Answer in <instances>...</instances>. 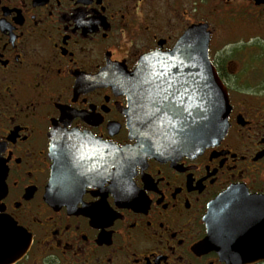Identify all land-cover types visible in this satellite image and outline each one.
<instances>
[{"label": "flooded vegetation", "instance_id": "flooded-vegetation-1", "mask_svg": "<svg viewBox=\"0 0 264 264\" xmlns=\"http://www.w3.org/2000/svg\"><path fill=\"white\" fill-rule=\"evenodd\" d=\"M200 24L228 93L226 135L197 156L136 153L112 168L113 147L136 145L120 85ZM53 135L76 142L77 180L61 187L81 197L49 190ZM234 187L264 195V0H0L8 264H264L261 213L222 209L215 248L201 247L209 206Z\"/></svg>", "mask_w": 264, "mask_h": 264}, {"label": "water", "instance_id": "water-1", "mask_svg": "<svg viewBox=\"0 0 264 264\" xmlns=\"http://www.w3.org/2000/svg\"><path fill=\"white\" fill-rule=\"evenodd\" d=\"M209 43L207 26L193 25L172 51L143 57L136 71L123 81L120 86L128 97L130 139L136 145L123 149L113 147L112 168L118 169L122 159L136 153L149 158L197 156L226 135L229 98L210 60ZM75 143L62 142L59 135L52 138L54 164L49 190L65 199L81 197L84 191L61 187V181L69 184L77 180L71 166L76 160L72 155ZM222 209L261 213L264 222V195H251L243 188L234 187L213 201L205 218L209 236L202 248H215ZM3 242L7 239L0 232V243ZM2 252L0 264L19 257V254Z\"/></svg>", "mask_w": 264, "mask_h": 264}]
</instances>
